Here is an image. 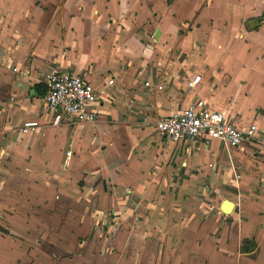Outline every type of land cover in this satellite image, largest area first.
Returning a JSON list of instances; mask_svg holds the SVG:
<instances>
[{
  "label": "crops",
  "instance_id": "obj_1",
  "mask_svg": "<svg viewBox=\"0 0 264 264\" xmlns=\"http://www.w3.org/2000/svg\"><path fill=\"white\" fill-rule=\"evenodd\" d=\"M58 70L94 123L48 124ZM197 99L264 135V0H0V264H264V144L153 130ZM217 178L237 198L194 204Z\"/></svg>",
  "mask_w": 264,
  "mask_h": 264
},
{
  "label": "built area",
  "instance_id": "obj_2",
  "mask_svg": "<svg viewBox=\"0 0 264 264\" xmlns=\"http://www.w3.org/2000/svg\"><path fill=\"white\" fill-rule=\"evenodd\" d=\"M200 80V75L196 74L187 81V88L193 89ZM45 83L47 91L42 101L50 126L65 124L79 127L95 122V106L99 96L87 80L58 70L49 73ZM145 85L149 83L146 82ZM38 127L36 121H24L20 132L27 134ZM153 130L158 137L172 142L185 141L208 145L216 140L231 149L250 141L264 144V135L255 124L237 126L223 113L209 110L199 99L182 111L158 114L153 123Z\"/></svg>",
  "mask_w": 264,
  "mask_h": 264
},
{
  "label": "rangeland",
  "instance_id": "obj_3",
  "mask_svg": "<svg viewBox=\"0 0 264 264\" xmlns=\"http://www.w3.org/2000/svg\"><path fill=\"white\" fill-rule=\"evenodd\" d=\"M213 180H214L213 182L211 180H203V181L199 180L198 182L194 184L195 189H199L200 191L202 190L208 193L210 192L211 194V195H208V194L206 195L209 197L199 196V195L196 197H192L194 199L193 201L194 204H198V205L199 204H211V203L216 204L222 199H234L235 197L237 198V195L228 193L230 192L229 190L230 184L227 183V180H222L221 178H217V180L215 179ZM197 184H198V187H197ZM188 198H191V197H187V201H189Z\"/></svg>",
  "mask_w": 264,
  "mask_h": 264
},
{
  "label": "water",
  "instance_id": "obj_4",
  "mask_svg": "<svg viewBox=\"0 0 264 264\" xmlns=\"http://www.w3.org/2000/svg\"><path fill=\"white\" fill-rule=\"evenodd\" d=\"M232 207L233 203L228 200H224L220 206L223 213H229Z\"/></svg>",
  "mask_w": 264,
  "mask_h": 264
},
{
  "label": "trees",
  "instance_id": "obj_5",
  "mask_svg": "<svg viewBox=\"0 0 264 264\" xmlns=\"http://www.w3.org/2000/svg\"><path fill=\"white\" fill-rule=\"evenodd\" d=\"M262 19H263V18L255 19V20H253V21H251V22L254 23V24H255V27H256V24H257V26H258V24L260 23V21H261ZM44 93H45V91H44ZM44 93H43V95H44Z\"/></svg>",
  "mask_w": 264,
  "mask_h": 264
}]
</instances>
